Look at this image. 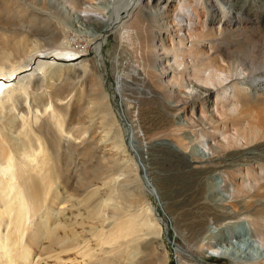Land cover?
Masks as SVG:
<instances>
[{
	"label": "bare ground",
	"instance_id": "1",
	"mask_svg": "<svg viewBox=\"0 0 264 264\" xmlns=\"http://www.w3.org/2000/svg\"><path fill=\"white\" fill-rule=\"evenodd\" d=\"M41 1L0 0V264H168L161 225L166 221L150 194L159 199L171 228L185 243L191 238L195 245L207 243L206 250L235 264L261 260L256 228L231 219L264 214V192L229 210L225 203L232 191L220 171L264 165V132L255 120L257 112L264 126V58L244 57L229 49L232 42L227 49L221 46L242 34L264 39V0H204L210 25L196 41L192 33L183 34L187 25L180 18L186 13L178 0H136L135 5V0H98L85 13L75 4ZM118 28L147 44L146 59L158 69L155 81L149 77L155 72H147L143 86L137 85L149 99L146 114H140L133 99L125 100L124 78L118 86L128 138L94 62L86 60L87 47L76 45L89 35V48L99 52L101 38ZM189 41L204 47V54L201 47L187 50L199 66L221 65V58L225 70L235 73L241 66L246 71L240 83L247 89L235 90L248 121L241 128L251 139L246 148L211 154L216 146L208 138L204 142L207 135L200 133L213 122L190 117L199 108L211 111L218 102L213 96L222 87L199 83V73L188 70L183 43ZM169 42L182 46L167 49ZM73 53L79 59L75 63L70 62ZM172 72H188L191 77L182 82L194 94L177 90L180 84L169 77ZM220 119L227 124L224 116ZM229 119L238 125L242 118ZM165 131L173 137H160ZM165 153L172 166L182 159L183 168L161 167ZM177 171L188 178L173 176ZM182 213L186 218L180 221L192 220L189 232L180 226ZM177 249L186 254L179 244ZM179 261L194 264L184 256Z\"/></svg>",
	"mask_w": 264,
	"mask_h": 264
},
{
	"label": "rangeland",
	"instance_id": "2",
	"mask_svg": "<svg viewBox=\"0 0 264 264\" xmlns=\"http://www.w3.org/2000/svg\"><path fill=\"white\" fill-rule=\"evenodd\" d=\"M21 1V0H20ZM60 3H62L65 6L71 7L73 4L76 5V7L80 10H83V12H87V10H93V6L96 5L98 0H58ZM77 1V2H76ZM178 4L181 6V12L186 13L185 17L180 18V20L187 25L186 30H184V33H192V39L193 40H198V33L204 32L208 29L207 25L209 24V17L207 14L206 10V3H204V0H178ZM31 3V0H22L23 4H29ZM44 2L43 0L41 3ZM78 3V5H77ZM99 3V2H98ZM137 4V1L133 2V4ZM134 4V5H135ZM186 6V7H185ZM190 19V20H189ZM179 20V19H178ZM219 26V25H217ZM217 30L215 29L214 32ZM69 39H73L74 35L73 34H68ZM73 35V36H71ZM248 35V36H247ZM242 34L240 36H237L233 39H228L226 42L221 46L224 48H228L227 45L232 42L233 44H230L232 46H229V49H238L242 53L244 57H249L252 58L253 60H259L264 58V39L259 37L256 34L249 33V34ZM255 37V38H252ZM257 36V37H256ZM243 39H242V38ZM84 38V39H83ZM238 38V39H237ZM241 38V39H240ZM91 36L84 35L83 37L81 36V39L77 41V46H83L84 48L87 47V52L85 54L86 60H92L94 62L95 67L97 68L98 74H100L102 80L104 81L103 83L105 84V89L109 92V95L111 97V105H113V110L115 111V114L117 115V118L119 117V121L123 124L124 128L126 130V136L127 138L130 136V131L128 129V123L124 121L123 117L125 114V108L126 105L122 100L121 94L118 93L117 89L119 88V84H121V80H125V88H127L126 93H125V100L133 99L131 103L136 104L140 110V114H146L148 111H151L150 107L145 108L146 106V101L149 100L144 95H140L139 90L137 89V85L143 86L142 80L143 77L151 75V73L155 72L152 74V76H149L152 78L153 81L156 80V71L157 68L152 67V63L148 61V56H149V47L147 44L144 42L140 43L138 38L136 39L133 36H129L126 34L125 30L123 28H118L116 31H110L105 35L103 38H101V50L99 52H96L94 49L89 48V42H90ZM84 40V41H83ZM233 40V41H232ZM245 40V41H243ZM255 40V41H254ZM175 41H178L176 39ZM262 43H258V42ZM87 42V43H86ZM235 42V43H234ZM243 42V43H242ZM249 42V43H247ZM257 42V44L255 43ZM140 43V44H139ZM253 43V44H252ZM86 44V45H85ZM139 44V45H138ZM144 44V45H143ZM169 44V45H168ZM165 48H170V47H176L180 44H173V42H169ZM171 44V45H170ZM237 44V45H236ZM244 44V45H243ZM263 44V45H262ZM175 45V46H174ZM183 48L186 47V56H187V62L188 63L186 66L188 67V70L190 72H198L199 76L196 78L197 82L199 83H207L209 86L217 87L216 84H220L222 87L218 92L215 93L213 96L215 99L220 101V103H212L213 109L206 110L205 108H199L198 111L196 110L194 113H192L190 116L193 120L198 119L199 117L211 121L212 123L210 126L211 128H207L203 131H201L200 134L204 132L207 137H205L204 142L206 138L208 140L210 139V143H214L213 145L216 146L215 150L211 151V154L217 155L222 152H236L239 150H242L246 148V146H249L251 143V139L248 138L246 130L243 131L242 129L247 128L248 126V121L243 118L244 114H242V106L241 103L238 101V97L235 94L236 88L240 87H246L243 89H247L248 85L240 83V80H243L246 71L241 66H237L236 72H232L230 70H225V62L220 58L219 63L217 65H211L209 67L205 66H199L197 59H195V56H188L187 54L188 51L193 47H201L199 49H202L203 54L204 52V47L202 48V44H193L192 42H184L183 43ZM247 45V46H246ZM86 46V47H85ZM182 46V45H180ZM240 46V47H238ZM220 47V48H221ZM89 48V49H88ZM164 48V47H163ZM167 48V49H168ZM171 49V48H170ZM188 50V51H187ZM252 51L254 52L252 54ZM247 53V56H246ZM147 55V56H146ZM77 54L73 53V56L70 57V62L75 63L79 61L77 59ZM206 56V55H205ZM146 59V61H145ZM182 59V56L172 57L171 63H175L177 60ZM195 62V63H194ZM197 62V63H196ZM224 62V63H223ZM193 63L196 65L197 68L193 65ZM194 66V67H193ZM184 67L181 65L179 69H182ZM200 67V69H199ZM221 68V69H220ZM223 68V69H222ZM147 70V71H146ZM158 70V69H157ZM142 73H141V72ZM144 72V73H143ZM149 72V73H147ZM147 73V74H146ZM154 74H156L154 76ZM215 74V75H214ZM170 78L172 80H175V82H179L180 85H177L176 89L185 92L187 95H192L194 94V90L191 88V86L187 85V83H183V80H188L190 78V74L187 72L186 74H179V73H171ZM213 75L215 77H213ZM176 76V77H175ZM140 77V78H139ZM203 77V78H202ZM155 80H154V79ZM210 78V79H209ZM213 78V79H212ZM237 78L236 80H234ZM239 78V79H238ZM129 79V80H128ZM134 80V81H133ZM234 80V81H233ZM237 81L236 83H234ZM183 83V84H182ZM234 83V84H233ZM164 87V86H163ZM161 87V89L163 88ZM165 89V87L163 88ZM162 89V90H163ZM135 97H134V96ZM139 103V104H138ZM140 106V107H139ZM204 109V110H203ZM213 110V111H212ZM121 112L124 114L121 116ZM241 112V113H240ZM256 112V111H255ZM254 112V114H255ZM228 113V114H227ZM240 113V114H239ZM216 114V115H214ZM256 112L255 114V120L257 125L259 126V129L261 133L264 132V126L261 125L260 120H259V114ZM154 115V114H153ZM240 116L241 123L238 125L230 123L231 116ZM243 115V116H241ZM194 116V118H193ZM216 116V118H215ZM219 116V117H217ZM225 117V121L227 119V124H220L218 121L221 120L220 118ZM228 116V117H227ZM125 117V116H124ZM196 117V119H195ZM213 119H211V118ZM207 118V119H206ZM218 118V119H217ZM217 119V120H215ZM214 120V121H213ZM218 124V125H217ZM242 128V129H241ZM241 129V130H240ZM213 131V132H212ZM245 132L243 134V132ZM98 133V131H97ZM172 132L165 131L163 134H161L160 137H169L172 138L173 135L171 134ZM207 133V134H206ZM213 133V134H211ZM102 134V133H100ZM199 134V135H200ZM160 135V134H159ZM157 135V136H159ZM209 135V136H208ZM211 135H213L211 137ZM156 135H153L152 138L156 139ZM250 140V141H249ZM249 143V144H248ZM217 144V145H216ZM218 146V147H217ZM219 148V151L217 149ZM134 155V159L136 160V163L139 162V158L135 156V153H132ZM169 154V153H167ZM166 153L163 154L162 159L160 160L161 167H164V169L167 170H173L176 169L180 170L184 166V161L182 159H178L174 161L175 163H179V166H172L169 164V160L166 157ZM195 154H193L194 156ZM198 155H195V158H198ZM183 161V162H182ZM159 163V162H157ZM259 163V164H258ZM238 166V167H237ZM169 167V168H168ZM182 167V168H181ZM174 171V170H173ZM224 171V172H223ZM142 173V172H141ZM223 175L224 183L225 185L231 189L232 192H229V198L226 201V206L229 208V210H234L237 208L235 203L237 204L239 201L245 202L247 200L252 199L253 197L256 198L257 195L260 193H263L264 191V165L260 164V162H254L248 164H239L236 165L232 168H225L224 170L220 171ZM173 175V172H171ZM175 174V173H174ZM180 174V175H179ZM179 179L180 176H185L188 178V173L185 172H178L177 174L173 175ZM143 178V177H142ZM218 178L215 177V179ZM166 180V179H165ZM167 182V181H166ZM203 189L205 185L199 186L198 189ZM180 193L183 191V185L180 186ZM259 193V194H258ZM256 195V196H255ZM253 196V197H251ZM184 198V197H183ZM149 199L153 203V205L157 206V210H159L160 214L163 216L164 220L166 223L163 222V219L161 220L162 222V227H164V235H163V249L166 255L169 257V262L168 264H180L179 258L181 259V256L189 261V263H194V264H206V263H216V264H235L231 260L227 258H222L219 256V254L215 253L213 250H206L208 247L207 243H199L198 245H195L191 241L193 238L189 239V242L182 240L180 236L171 228L172 222L169 220L165 210L162 208V205L159 201V199L155 196V194H150ZM240 199V200H238ZM182 200V198L180 199ZM186 201V200H185ZM181 203H184L182 200ZM186 213H187V208L185 207ZM188 214V213H187ZM262 215L259 214H250V213H244L239 215L237 218H233L231 220L234 221H247L248 223L252 224L253 227L256 228L257 235L259 237V241L261 242V250L263 253V256L261 260H256L255 263H245V264H264V214L261 213ZM184 215V213H182ZM259 215V216H258ZM182 219L186 218V215L183 217H179V222L180 226L185 228L186 232L190 231V226L192 220H187L188 223H183L180 221ZM255 218V219H254ZM214 222V219H210V222ZM218 227L217 225H211V228ZM169 229V237L171 240L168 239V233L166 232ZM173 240L176 241L177 244L182 246L186 250V254H184L181 251H178L177 249V244L173 242ZM201 244V245H200ZM207 251L211 254L207 255ZM213 255V256H212ZM36 259V258H35ZM43 263V262H42ZM45 264V263H43Z\"/></svg>",
	"mask_w": 264,
	"mask_h": 264
}]
</instances>
